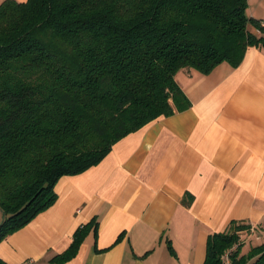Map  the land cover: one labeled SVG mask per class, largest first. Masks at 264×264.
I'll return each mask as SVG.
<instances>
[{
  "label": "trees",
  "instance_id": "obj_1",
  "mask_svg": "<svg viewBox=\"0 0 264 264\" xmlns=\"http://www.w3.org/2000/svg\"><path fill=\"white\" fill-rule=\"evenodd\" d=\"M247 9L248 0H4L0 241L56 201L62 176L97 165L123 137L189 108L176 80L181 69L238 66L248 47H264L263 21ZM90 224L51 262L74 257ZM249 227L211 234L204 264H221L238 230ZM241 250H233L234 264H264V242ZM0 264L8 263L0 257Z\"/></svg>",
  "mask_w": 264,
  "mask_h": 264
},
{
  "label": "crops",
  "instance_id": "obj_2",
  "mask_svg": "<svg viewBox=\"0 0 264 264\" xmlns=\"http://www.w3.org/2000/svg\"><path fill=\"white\" fill-rule=\"evenodd\" d=\"M247 14L264 22V0H248ZM176 80L191 106L62 176L56 201L0 241L4 261L55 264L91 222L62 264H204L211 234L234 223L264 233V47H248L238 66L183 68Z\"/></svg>",
  "mask_w": 264,
  "mask_h": 264
},
{
  "label": "rangeland",
  "instance_id": "obj_3",
  "mask_svg": "<svg viewBox=\"0 0 264 264\" xmlns=\"http://www.w3.org/2000/svg\"><path fill=\"white\" fill-rule=\"evenodd\" d=\"M252 17V16H251ZM257 18V17H254ZM259 19V18H257ZM0 225L3 221V212L0 210ZM239 241L234 246L236 248L238 245L241 246V251L243 254L248 253L250 249L256 245L262 244L264 242V233H260L257 228L255 230L252 227L238 230ZM233 246V247H234Z\"/></svg>",
  "mask_w": 264,
  "mask_h": 264
},
{
  "label": "built area",
  "instance_id": "obj_4",
  "mask_svg": "<svg viewBox=\"0 0 264 264\" xmlns=\"http://www.w3.org/2000/svg\"><path fill=\"white\" fill-rule=\"evenodd\" d=\"M264 25V22H262ZM253 229V228H252ZM254 230V229H253ZM236 248V246L227 249L221 257V264H234L233 259H232V252ZM23 264H37V262L34 259H29L25 261Z\"/></svg>",
  "mask_w": 264,
  "mask_h": 264
}]
</instances>
